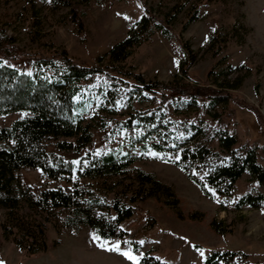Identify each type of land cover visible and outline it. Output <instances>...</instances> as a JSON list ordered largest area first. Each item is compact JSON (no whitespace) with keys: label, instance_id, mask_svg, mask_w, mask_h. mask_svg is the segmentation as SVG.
<instances>
[{"label":"trees","instance_id":"1","mask_svg":"<svg viewBox=\"0 0 264 264\" xmlns=\"http://www.w3.org/2000/svg\"><path fill=\"white\" fill-rule=\"evenodd\" d=\"M62 1L65 6L71 2ZM218 1L196 0L181 31L196 21L203 7ZM189 2L177 4L173 17ZM71 10L75 15V6ZM170 24V19L157 17L151 11L142 14L129 25L122 39L97 56L93 65L76 63L62 51L32 57L28 62L31 72H27L11 65L9 54L0 50V116L25 113L8 126H0V209L4 210L0 230L5 240H11L27 255L45 251L49 223L59 227L84 224L101 238L123 239L127 232L121 223L133 215L135 204L159 188L168 190L153 173L133 167L138 157L130 151L90 149L95 129L105 131L107 117L119 114L122 103L132 109L111 129L112 137L122 131L135 132L132 145L139 143L142 151L150 147L168 153L165 161L178 167L206 197L213 198V191L228 199L234 209L249 207L264 213V164L259 161L258 149L240 141L222 118V109L232 98L231 90L239 88L242 78L235 82L217 80L215 86L191 85L182 64L181 76L175 74L169 83H163L133 74L126 65L154 31L171 38ZM239 27L245 32L243 26ZM240 29L237 28L239 32ZM215 38L211 35L207 43L220 53L224 43L219 39L214 42ZM128 79L133 81L129 83ZM92 83L95 86L87 90ZM157 93L162 95L160 103L154 98ZM168 94L174 111L201 110L212 122L170 118L165 101ZM151 98L155 109L140 111L134 106L135 102L142 104ZM50 145L56 150L84 154L75 164L49 151ZM22 168H38L50 179H75L73 188H44L35 194L19 180ZM244 174L259 189L237 195L236 184ZM127 175L133 177L132 186L126 184L119 191L107 187L112 179ZM82 179L87 181L81 183ZM62 211L66 212L63 219ZM213 227L221 232L215 223ZM133 250L138 251V247ZM137 264L168 263L146 251ZM202 264L253 263L242 251L211 249Z\"/></svg>","mask_w":264,"mask_h":264},{"label":"rangeland","instance_id":"2","mask_svg":"<svg viewBox=\"0 0 264 264\" xmlns=\"http://www.w3.org/2000/svg\"><path fill=\"white\" fill-rule=\"evenodd\" d=\"M69 1L70 5L65 6L62 0H0V50L9 54L11 65L31 72L28 62L32 57L62 51L76 63L93 65L97 56L125 36L132 22L151 11L157 17L170 19L172 37L168 39L154 31L127 59L128 69L146 80L169 83L175 74L181 76L183 64L191 78L189 83L206 87L215 86L217 80L235 82L242 78L239 88L231 90L232 98L222 109V118L240 141L256 146L259 161L264 164V131L256 116L264 126V0L208 4L185 31H181L182 25L196 0L175 17L173 10L182 0ZM213 34L214 42L219 39L224 43L220 53L207 43ZM161 97L157 93L154 98L160 103ZM165 99L167 114L174 120L212 122L201 110L174 111L169 94ZM153 100L135 102L134 106L140 111L155 109ZM121 105L119 114L107 117L105 131L95 129L90 149L130 151L138 157L133 167L153 173L168 190L159 188L135 204L133 215L121 223L127 232L123 239L101 238L84 224L59 227L49 223L46 250L27 255L11 240H5L0 230V264H137L146 251L168 264H202L211 249L239 250L248 254L253 264H264V213L249 207L234 209L228 199L213 191V198L206 197L178 167L165 161L168 153L150 147L142 151L139 143L132 145L135 132L122 131L112 137L111 129L132 109L127 103ZM23 116L21 112L0 116V126H8ZM48 150L75 164L84 154L56 150L52 145ZM18 178L35 194L53 187L72 190L75 180L50 179L38 168H22ZM86 181L82 179L81 183ZM126 184H134L133 177H117L107 187L119 191ZM253 189L259 187L248 174L236 184L237 195ZM3 216L4 210L0 209V220ZM65 216L62 211L61 218ZM213 223L221 232L214 229ZM134 246L138 251L133 250Z\"/></svg>","mask_w":264,"mask_h":264},{"label":"snow or ice","instance_id":"3","mask_svg":"<svg viewBox=\"0 0 264 264\" xmlns=\"http://www.w3.org/2000/svg\"><path fill=\"white\" fill-rule=\"evenodd\" d=\"M124 255L129 256V259L132 258L128 253H124Z\"/></svg>","mask_w":264,"mask_h":264}]
</instances>
